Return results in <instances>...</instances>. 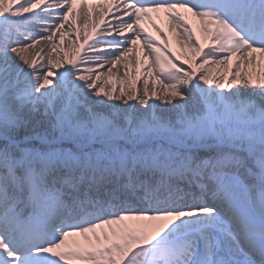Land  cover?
<instances>
[{"label":"snow or ice","instance_id":"snow-or-ice-1","mask_svg":"<svg viewBox=\"0 0 264 264\" xmlns=\"http://www.w3.org/2000/svg\"><path fill=\"white\" fill-rule=\"evenodd\" d=\"M0 264H264V0H0Z\"/></svg>","mask_w":264,"mask_h":264},{"label":"bare ground","instance_id":"bare-ground-1","mask_svg":"<svg viewBox=\"0 0 264 264\" xmlns=\"http://www.w3.org/2000/svg\"><path fill=\"white\" fill-rule=\"evenodd\" d=\"M105 7H107V5H105V4H99L97 6V5H93L90 3L88 5V8H90V9L94 8L93 14L97 20L99 19V16L102 14V10ZM78 8H79V5L74 6L73 15H72V18H70L73 27L69 28L67 30H62L65 33L63 35V37H61L60 34H57L55 37L56 42L60 45V48L57 51L61 57H65L67 55L73 54L74 49H73V45L71 44L72 41L74 39L82 41L83 37L85 35H87L88 33H90V31H91V27L85 28L82 23L80 24L79 29H77V26L75 23V17H76V13H77ZM152 19L155 21L156 24H158L162 29H164L165 32L168 34V38H169V41L171 43L172 49L175 52H179L180 46H179V44L176 43L175 39H173L172 33L169 31L167 21L163 17V13H160V15L156 14L155 16H152ZM74 24H75V26H74ZM142 26L144 28L150 29L152 32L154 30L151 27V24L149 23V21L147 19L142 21ZM68 33L70 34V37H68ZM70 45H71V48L64 49L65 46H70ZM62 46H63V49H62ZM79 46H80V44H78V42H77L76 47H79ZM53 55L55 56L56 54H53ZM133 59H135L134 56H133ZM82 67H86V66H82ZM210 70L212 72L231 71L230 68L226 69L223 66H217V65H211ZM124 71H125V69L123 67V63L120 65L118 70L113 71V74L111 76H109L107 74V70L105 69L104 72L101 74V79L97 83L102 85L104 90H106V91H111L113 89L118 90L120 87L124 86L123 85V73H124ZM128 71L130 72V79L131 80H136L138 77H140L142 75L144 76V79H149V77L147 76V73L142 72L139 66H137L134 69L130 65L128 68ZM117 73L119 75V81H118ZM89 74L90 73L85 71V75H89ZM93 78H94V74H93ZM151 83L156 84L157 82H156V80L152 79ZM139 86L141 88H143V81H139Z\"/></svg>","mask_w":264,"mask_h":264},{"label":"rangeland","instance_id":"rangeland-1","mask_svg":"<svg viewBox=\"0 0 264 264\" xmlns=\"http://www.w3.org/2000/svg\"><path fill=\"white\" fill-rule=\"evenodd\" d=\"M69 25H70L71 27H69L68 25H66V27H65L64 30H67V29L73 27V26H72V23H71V20L69 21ZM68 37H70V34H69V33H68ZM78 41H80V40H78ZM81 42H82V41H81ZM71 44H72V43H71ZM66 48H71V45H70V46H65V47H64V49H66ZM62 49H63V46H62Z\"/></svg>","mask_w":264,"mask_h":264}]
</instances>
